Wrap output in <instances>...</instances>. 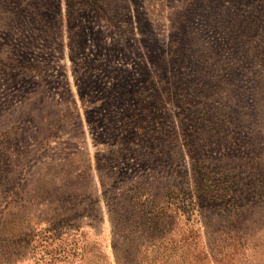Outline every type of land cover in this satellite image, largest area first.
<instances>
[{"label":"rangeland","instance_id":"374dc122","mask_svg":"<svg viewBox=\"0 0 264 264\" xmlns=\"http://www.w3.org/2000/svg\"><path fill=\"white\" fill-rule=\"evenodd\" d=\"M0 264H264V0H0Z\"/></svg>","mask_w":264,"mask_h":264},{"label":"trees","instance_id":"16d2710c","mask_svg":"<svg viewBox=\"0 0 264 264\" xmlns=\"http://www.w3.org/2000/svg\"><path fill=\"white\" fill-rule=\"evenodd\" d=\"M204 176L207 177L205 174H204ZM221 189H222V191H223V193H224V195H223L224 198H226V197H228V199H229V198H232V196L227 195L228 192L230 191V190L228 189L227 186H222Z\"/></svg>","mask_w":264,"mask_h":264}]
</instances>
